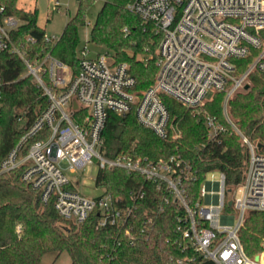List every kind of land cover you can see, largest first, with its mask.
Here are the masks:
<instances>
[{
	"label": "built area",
	"instance_id": "built-area-1",
	"mask_svg": "<svg viewBox=\"0 0 264 264\" xmlns=\"http://www.w3.org/2000/svg\"><path fill=\"white\" fill-rule=\"evenodd\" d=\"M126 8L160 34L155 79L142 90L128 63L116 61L110 52L90 57L85 44L72 67L50 52L34 50L32 35L15 41L24 21L0 6V55L17 56L23 74L32 77L46 99L30 123L17 117L23 133L0 161V175L21 169V181L40 193L42 203L51 198L61 218L79 224L96 212V226L106 228L125 226L133 208L102 186L99 196L81 194L66 171L75 173L94 160L99 170L138 174L158 189L164 186L183 211L177 230L186 248L215 264H264V255L256 259L246 253L239 236L248 211L264 212V138L258 147L242 136L248 160L244 179L235 186L243 188V195L236 200L224 172L204 184L205 175L197 199L189 202L184 182L194 175L179 156L152 161L124 153L108 157L101 151L111 113H132L138 124L168 139L173 126L163 97L199 110L213 93L222 92L225 113L234 93L250 85L251 73L264 75V0H132ZM246 59L240 69L239 60ZM8 84L0 76V107ZM204 121L208 138L224 131L210 115ZM143 196L139 192L130 198Z\"/></svg>",
	"mask_w": 264,
	"mask_h": 264
},
{
	"label": "trees",
	"instance_id": "trees-1",
	"mask_svg": "<svg viewBox=\"0 0 264 264\" xmlns=\"http://www.w3.org/2000/svg\"><path fill=\"white\" fill-rule=\"evenodd\" d=\"M93 1L78 0L75 14L54 42L44 39L45 32L36 22V9L18 8L17 0H0V6L7 14L24 21L16 32L15 41L32 35L36 40L34 50L50 52L76 67L78 28L85 25L86 9ZM101 1L90 30V42L107 48L116 61L127 62L140 90L148 87L157 72L156 48L160 34L127 10L132 0ZM248 61L239 60L240 69H244ZM0 76L9 82L0 107L1 161L23 133L17 117L21 115L30 123L46 107V99L32 77L23 74V64L17 56L0 55ZM223 99L224 93H213L195 112L163 97L173 126L170 137L165 140L138 124L132 113L126 117L111 113L102 133L101 151L108 157L124 153L152 161L179 156L187 161L194 175L184 182L189 202L197 199L208 172H224L226 185L231 189L244 179L248 148L225 120ZM204 113L224 128L216 139L208 138ZM228 113L250 142L263 141V74L251 73L250 86L239 89L229 99ZM20 176L21 169L0 175V264H40L44 255L51 253L57 257L63 251L69 254L71 264H215L185 247L177 230L183 211L170 192L164 186L158 189L155 183L146 182L138 174L129 175L121 169L98 171L96 184L119 197L120 204L133 208V216L125 226L106 228L96 226V212L79 224L61 218L53 200L42 203L40 193L23 183ZM139 192L144 193L143 198H130ZM239 236L246 253L254 256L263 241L264 212L248 211Z\"/></svg>",
	"mask_w": 264,
	"mask_h": 264
},
{
	"label": "rangeland",
	"instance_id": "rangeland-1",
	"mask_svg": "<svg viewBox=\"0 0 264 264\" xmlns=\"http://www.w3.org/2000/svg\"><path fill=\"white\" fill-rule=\"evenodd\" d=\"M56 1L58 2L57 6H55ZM16 5L18 8L24 9L26 11H33L36 9L37 25L44 30L46 35L58 39L63 31L65 23L75 14L78 6V0H17ZM101 6L102 1L95 0L87 7L85 13V25L78 28V45L76 47V55H79L80 50L85 44L88 47V55L90 57H94L98 53H102L104 51L110 52L113 55V53L107 48L95 45L94 43L90 42V30ZM198 111L199 110H196L195 112ZM222 112L225 120L242 138L243 135L241 134V131L233 124L230 118L228 113V103L225 108V113L222 103ZM204 115L207 114L204 113ZM62 166L65 167L66 164L62 163ZM98 171V164L93 160L91 164H87L85 167L77 170L75 173L66 171V174L69 179L74 182L76 189L81 194H84L88 197H95L103 193V188L96 184V176ZM217 178V172H208L204 179V184L207 180H217ZM242 195L243 188L238 186L232 189L230 197L232 200H236L242 197ZM66 225L70 224L66 223ZM256 255H264V236L261 249L255 253V256ZM40 264H71V261L69 254L66 251H63L57 257L51 253L44 255Z\"/></svg>",
	"mask_w": 264,
	"mask_h": 264
},
{
	"label": "water",
	"instance_id": "water-1",
	"mask_svg": "<svg viewBox=\"0 0 264 264\" xmlns=\"http://www.w3.org/2000/svg\"><path fill=\"white\" fill-rule=\"evenodd\" d=\"M248 87H249V85H245V89L248 88ZM261 146H262L261 143H259V144H258V147H261ZM227 205H228V206H231V201H228ZM255 257H256V259H257V258H258V255H256Z\"/></svg>",
	"mask_w": 264,
	"mask_h": 264
}]
</instances>
